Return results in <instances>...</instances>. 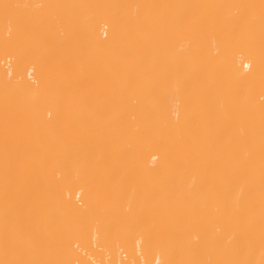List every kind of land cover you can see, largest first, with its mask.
I'll return each mask as SVG.
<instances>
[{
    "label": "bare ground",
    "instance_id": "obj_1",
    "mask_svg": "<svg viewBox=\"0 0 264 264\" xmlns=\"http://www.w3.org/2000/svg\"><path fill=\"white\" fill-rule=\"evenodd\" d=\"M0 264H264V0H0Z\"/></svg>",
    "mask_w": 264,
    "mask_h": 264
}]
</instances>
